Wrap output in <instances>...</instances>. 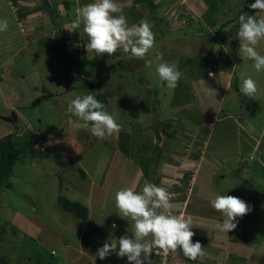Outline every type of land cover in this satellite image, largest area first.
I'll list each match as a JSON object with an SVG mask.
<instances>
[{
    "label": "rangeland",
    "instance_id": "1",
    "mask_svg": "<svg viewBox=\"0 0 264 264\" xmlns=\"http://www.w3.org/2000/svg\"><path fill=\"white\" fill-rule=\"evenodd\" d=\"M93 2L0 0V19L8 21L7 31L0 32V139L13 133L22 155L0 189V264H128L115 253L104 260L96 256L105 242L131 237V222L119 216L115 192L124 187L139 192L147 180L172 193L177 206L172 211L180 212L182 197L172 190L183 191L194 170L187 186L190 210L216 222L222 214L210 198L227 194L251 211L237 218L234 238L212 240L217 246L204 260H187L178 250L170 264H264V127H259L264 70L257 72L253 61L239 55L234 31L240 10L251 15L250 4L115 0L129 26L141 20L152 25L155 47L140 60L122 49L111 56L87 53L82 26L67 30L75 8ZM58 37L70 45L76 60L70 76L78 81L64 78L50 49ZM157 51L186 76L174 90L159 82L155 64L145 66ZM257 51L264 55V40ZM249 77L258 88L254 98L240 92ZM84 94L104 98L105 111L121 131L98 139L69 126L67 104ZM11 114L16 123L2 119ZM58 197L88 207L89 221L62 210ZM155 259L153 254L152 264Z\"/></svg>",
    "mask_w": 264,
    "mask_h": 264
},
{
    "label": "clouds",
    "instance_id": "2",
    "mask_svg": "<svg viewBox=\"0 0 264 264\" xmlns=\"http://www.w3.org/2000/svg\"><path fill=\"white\" fill-rule=\"evenodd\" d=\"M249 7L257 10L255 15L243 13L238 18L239 55L253 61L252 67L260 72L264 70V55L257 51V46L264 40V0H255ZM82 26L88 37L85 45L87 53L97 56H111L118 49L132 57L145 60L155 47V34L147 20L128 25L122 8L115 0H94L82 7L75 8L74 19L67 26L69 32H77ZM8 29V21L0 19V32ZM222 47V46H221ZM155 64V76L169 90L178 87L185 74L175 63L164 60L163 54L157 51L154 59H147L145 66L152 68ZM210 77L214 74L209 73ZM210 90V89H209ZM258 91L256 82L251 78L242 80L240 92L247 98H254ZM69 126L86 130L98 139H105L121 131L116 118L105 111V105L92 94L76 95L67 104ZM75 117L76 119H73ZM172 193L147 180L137 192L133 187H124L114 194L115 207L122 219L130 221L131 237L124 235L112 239L100 247L96 256L104 260L115 253L119 258H127L128 264H152L151 256L162 250L173 256L182 255L190 261H196L206 255L199 241L193 243L195 233L191 231L193 218L185 214H174L176 207ZM210 206L222 214V222L215 228L229 233L237 227V218L250 213V206L242 199L214 194ZM113 228L116 227L114 224ZM153 264L157 262V255Z\"/></svg>",
    "mask_w": 264,
    "mask_h": 264
},
{
    "label": "trees",
    "instance_id": "3",
    "mask_svg": "<svg viewBox=\"0 0 264 264\" xmlns=\"http://www.w3.org/2000/svg\"><path fill=\"white\" fill-rule=\"evenodd\" d=\"M204 1L208 2V0H204ZM251 2H253V0H247V4L248 3L251 4ZM64 4L67 8L69 3L66 2ZM150 5L152 6L153 3L151 2ZM245 12H246L245 9L240 10L239 15L243 14ZM250 14L253 15L252 10H250ZM205 17H206L208 22H211L209 20L210 18L208 16L205 15ZM238 28H239V24L237 21L234 31H237ZM225 38H226V35L223 36V39H225ZM68 45L66 44L65 40H62L60 37H58V38H55V40L52 44H50V49L52 52H54L57 55L59 67H60V70H61L64 78L78 81V79H81L80 77L70 76L71 69L76 66V60H75L73 53H70V51L68 50V48H67ZM71 86H69V88L67 89L68 91L74 90L73 87H71ZM78 86H80V85H78ZM82 86H84V85L82 84ZM50 96L52 97V94ZM95 98L98 101H100L101 103H103L104 105H106V101H104V98L97 96V95L95 96ZM39 101H41V100H39ZM11 122H13V121H11ZM155 134H156V132H155ZM14 137H15V135L13 133H9L0 139V189L3 185L8 184V183H5L7 176L12 172V169H13L15 163L19 160V158L22 159V155L19 156L21 154V152H20L19 147L17 146L16 142L14 141ZM156 137H158V134H156ZM77 172L81 178H85L86 174L83 171V169L78 168ZM185 180H186V178H185ZM185 188H186V186H185ZM185 188L183 187L182 188L183 191H177V192L180 194L181 193L187 194L188 193V190H187L188 187H187V189H185ZM172 191L176 192V190L174 188ZM172 200H175V199H172ZM57 205L64 211L72 212L79 219L89 221V209H88V207L82 205L81 203H79L77 201H70L64 197H58Z\"/></svg>",
    "mask_w": 264,
    "mask_h": 264
},
{
    "label": "crops",
    "instance_id": "4",
    "mask_svg": "<svg viewBox=\"0 0 264 264\" xmlns=\"http://www.w3.org/2000/svg\"><path fill=\"white\" fill-rule=\"evenodd\" d=\"M255 114H257V116H259L258 114H260L259 112H255ZM252 115V114H251ZM254 116V115H253ZM257 118V117H256ZM258 119V118H257ZM261 125H259V127L260 128H262V127H264V124H263V120H264V116L262 115V117H261ZM259 120H257V122H258ZM250 122H251V120H250ZM253 125H254V122H253ZM257 127V126H256ZM255 127V128H256ZM262 133V130H260L259 132H256V134H254L253 136H254V138L255 139H257V137H260V135H262L261 134ZM257 136V137H256ZM253 138V137H252ZM253 138V139H254ZM202 149H204V148H202ZM258 149V146H257V148H256V150ZM255 149L252 151V152H255L256 151ZM204 150L203 151H200V156L197 158L198 159V162H197V164H201L202 163V161L204 160L203 159V155H204ZM197 159H195L196 161H197ZM197 171V170H196ZM196 171L194 170V172H193V175L191 176V178L187 181L188 183H187V185H185L186 186V188L185 189H187V186L188 185H192L193 184V182H194V177H195V174H196ZM199 171V170H198ZM205 185H207V184H205ZM208 187H209V185H207ZM188 191H189V187H188V189H187ZM194 190H195V188H194ZM175 193H178L177 191L175 192ZM178 194H180V193H178ZM187 196H188V193H187V195L185 194V197H184V195H179V197H182V199L180 200V204H181V206H182V210L180 211V212H175V211H172L174 214H181V213H183V208L184 207H186V210H185V215L186 216H191L192 218H193V224H192V229H191V231H193L194 233H195V235L193 236V238H192V240H193V243H195V242H197V241H199L200 242V244L204 247V251L206 252V251H211V247H213V246H217V245H215L214 243H213V241H215V240H217V239H220L221 241L222 240H224V238H227V239H232V238H234L233 237V234L234 233H236V231H231V232H229V233H223V232H220L219 230H217L216 228H215V225H216V223H218V222H222V220H223V218L221 217L218 221H216V222H213L214 220H211L209 217H207V216H202L201 214H199L197 211H198V209L196 208V209H191L190 210V208H189V203H187L186 202V199H187ZM173 209H175V210H177V206L176 207H174ZM210 226V227H209ZM201 227H204V229H201ZM203 230H209L210 231V234H205V233H203L202 231ZM231 235H232V238H231ZM211 238H214V239H211ZM223 238V239H222ZM213 240V241H212ZM220 242V241H219ZM201 260H204V256L201 258ZM206 260H208V259H206ZM203 262V261H202Z\"/></svg>",
    "mask_w": 264,
    "mask_h": 264
},
{
    "label": "built area",
    "instance_id": "5",
    "mask_svg": "<svg viewBox=\"0 0 264 264\" xmlns=\"http://www.w3.org/2000/svg\"><path fill=\"white\" fill-rule=\"evenodd\" d=\"M154 254L157 255V262L155 264H170L176 258L171 253H165L162 250H157Z\"/></svg>",
    "mask_w": 264,
    "mask_h": 264
},
{
    "label": "water",
    "instance_id": "6",
    "mask_svg": "<svg viewBox=\"0 0 264 264\" xmlns=\"http://www.w3.org/2000/svg\"><path fill=\"white\" fill-rule=\"evenodd\" d=\"M2 119L4 121H7V122L14 121L16 123V121H17V118H16V115L15 114H11L10 117H2Z\"/></svg>",
    "mask_w": 264,
    "mask_h": 264
}]
</instances>
